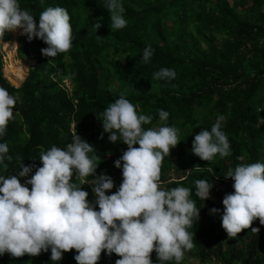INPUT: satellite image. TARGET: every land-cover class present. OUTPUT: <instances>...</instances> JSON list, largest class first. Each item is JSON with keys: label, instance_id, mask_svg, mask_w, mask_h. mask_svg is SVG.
I'll return each mask as SVG.
<instances>
[{"label": "trees", "instance_id": "trees-1", "mask_svg": "<svg viewBox=\"0 0 264 264\" xmlns=\"http://www.w3.org/2000/svg\"><path fill=\"white\" fill-rule=\"evenodd\" d=\"M97 1L18 0L32 15L48 7L79 10L75 13L78 19L72 20L76 31L71 50L51 58L50 64L41 53L43 41L17 38L18 57L34 54L37 59L19 88L2 77L0 54V87L17 97L14 119L0 137L13 160L5 161L7 169L0 165V174L19 171L17 155L25 165L40 167L41 151L53 145L66 148L79 135L95 149L90 155L97 156V175L104 173L113 179L115 186L107 193L112 194L122 182V171L114 162L128 146L122 140L110 142L101 120L104 109L124 93L139 114L152 116V122L143 125L145 129L167 124L179 130V144L162 161L161 186L191 189V198L200 209L194 224L201 239L195 238L190 258L196 264H264V225L258 227L259 233L238 234L237 239L228 237L227 244L222 240L218 244L212 233L214 223L206 216L230 194V178L224 177L230 168L264 162V0H128L135 7L121 30H111L108 19L99 18ZM91 17L100 28H93ZM148 45L154 53L145 63L143 50ZM161 68L174 69L176 78L153 79ZM64 78L71 81L70 91L60 84ZM161 109L169 113L167 121H160ZM220 115L225 117L222 130L228 136L231 155L203 161L192 153V141L201 130L210 131ZM34 173L35 168L26 179ZM199 179L213 184L205 201L195 195ZM212 251L216 261L209 256ZM74 257L64 255L52 262L45 252L34 257L38 260L6 253L0 256V264H74ZM187 258L182 264H189ZM117 259L116 254L102 252L98 264H115ZM151 260L159 264L155 252Z\"/></svg>", "mask_w": 264, "mask_h": 264}, {"label": "clouds", "instance_id": "clouds-1", "mask_svg": "<svg viewBox=\"0 0 264 264\" xmlns=\"http://www.w3.org/2000/svg\"><path fill=\"white\" fill-rule=\"evenodd\" d=\"M96 5L101 12L99 18L108 19L111 30L125 29L128 25L125 17L135 7L128 5V0H99ZM67 10L48 7L32 15L21 8L18 0H0L1 73L11 87H20L37 59L34 54L19 58L17 39L10 42L16 47L14 58L27 67L23 81L18 86L11 84L4 77L8 32L19 31L29 42L34 38L43 41L45 48L41 53L50 64L51 58L68 53L73 46L76 30L72 20L78 19L75 13L79 8ZM91 18L93 28H100V23ZM5 34L8 39L3 40ZM153 53L151 45L145 47L143 61L148 63ZM64 59L68 61V57ZM152 78L174 80L176 72L161 68ZM60 84L68 91L72 89L67 78ZM16 103L17 97L0 87V137L14 119ZM168 117L167 111L159 110L160 121H167ZM152 119L150 115L139 114L124 93L104 109L101 122L103 131L109 134L108 140L114 144L122 140L128 146L114 162L122 171V182L110 195L107 193L115 186L113 179L104 173L97 175V156L90 155L95 149L79 135L66 148L53 145L41 151L40 167L25 165L17 155L19 171L7 176L0 174V256L7 253L21 258L27 254L38 260L34 257L45 252L52 262H58L64 255L74 254V264H98L101 253L106 252L120 257L115 264H152L151 254L155 252L159 264L171 261L182 264L187 257L193 260L190 256L195 238H201L194 224L199 220L200 209L191 198L192 190L186 187L165 190L161 186L162 161L179 144V130L167 124L145 129L143 125L150 124ZM224 121L225 117L220 115L210 131L201 130L195 135L191 148L195 156L211 162L217 155L221 158L231 155L228 136L222 130ZM70 129L73 132V124ZM100 138L103 139V134ZM12 160L8 144L0 143V165L7 169L5 161ZM33 168L35 173L26 179ZM224 177L230 178L227 181L230 194H225L206 213L214 223L216 230L212 233L218 244L221 240L227 244L228 237L237 239L238 234L259 233L258 227L264 225V162L240 163ZM23 179L26 180L22 184ZM195 186L197 197L204 201L210 198L212 183L199 179ZM214 254L212 251L209 256L216 261Z\"/></svg>", "mask_w": 264, "mask_h": 264}, {"label": "bare ground", "instance_id": "bare-ground-1", "mask_svg": "<svg viewBox=\"0 0 264 264\" xmlns=\"http://www.w3.org/2000/svg\"><path fill=\"white\" fill-rule=\"evenodd\" d=\"M14 33V32H13ZM6 63L4 65V77L13 85L18 86L23 81L26 68L23 62H19L14 58L16 47L12 43H5ZM7 73L9 75H7Z\"/></svg>", "mask_w": 264, "mask_h": 264}, {"label": "rangeland", "instance_id": "rangeland-1", "mask_svg": "<svg viewBox=\"0 0 264 264\" xmlns=\"http://www.w3.org/2000/svg\"><path fill=\"white\" fill-rule=\"evenodd\" d=\"M9 34V35H8ZM8 36H9V42L8 43H10V42H12V43H15L14 41L19 37V36H22V35H20L19 34V31H17V32H12V33H10V32H8ZM31 63H33V62H31ZM26 68V73H25V75L27 74V67H25ZM66 85L68 86V83H66ZM69 87V86H68ZM70 88V87H69ZM144 115H147V114H144ZM188 261H190L192 264H194L195 262L193 261V260H191V259H187V262Z\"/></svg>", "mask_w": 264, "mask_h": 264}]
</instances>
